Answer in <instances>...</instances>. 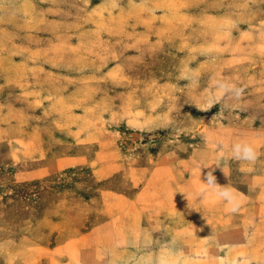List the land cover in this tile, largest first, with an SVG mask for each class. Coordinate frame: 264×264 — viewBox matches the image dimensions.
I'll return each mask as SVG.
<instances>
[{
  "label": "rangeland",
  "instance_id": "rangeland-1",
  "mask_svg": "<svg viewBox=\"0 0 264 264\" xmlns=\"http://www.w3.org/2000/svg\"><path fill=\"white\" fill-rule=\"evenodd\" d=\"M202 150L227 154L225 187L264 186V0H0V264L193 261L186 245L216 244L250 201L204 236L111 233L139 228L127 198L166 214L169 165L180 182Z\"/></svg>",
  "mask_w": 264,
  "mask_h": 264
},
{
  "label": "crops",
  "instance_id": "crops-1",
  "mask_svg": "<svg viewBox=\"0 0 264 264\" xmlns=\"http://www.w3.org/2000/svg\"><path fill=\"white\" fill-rule=\"evenodd\" d=\"M205 151L206 154L204 158L199 156V153L204 152V150L198 152L194 151L190 153L184 161H181V164L188 165L184 171L192 174H189L180 182H174L176 178V173L174 172L175 166H173V162L169 165L170 167H168L167 170H169L171 174H174V177H171V182L169 185H166V187L170 186V189L166 192V196L156 205L159 211L165 212L166 210V214H161L160 212L155 218L149 219L146 215L148 214V207L146 204L139 203L137 207L135 198H127L126 203L128 204L129 210L132 208L138 210L140 215L138 222L139 228L134 232H130V230L126 232L123 230L121 233L118 231L112 232L111 238L117 240L123 239L128 244H132L133 240H135L139 244L141 240L149 237V233L146 229L148 226L153 229L152 231L156 236L160 229L165 230L170 225L182 229V231L179 232L181 235H187L189 234V229L199 226L200 230L193 233L195 235L204 236L208 233V228L212 227V222L216 220L217 223L222 226H226L227 223H232V219H223V214L236 213L240 210L244 211V209H242L243 206L250 201L251 208L253 207L254 209L252 213L254 214L250 213L249 216L245 217L247 219L242 220L241 224L233 225V227L220 228L214 237L216 241L214 245H186L187 250H185L184 253L195 255V257L193 261L182 262L181 264H246L245 256H247V254L252 256L253 253L255 256H258V259L264 257V247H257L255 250L250 249V247L252 248V241H256L257 243L261 242L260 244L264 243V215L260 214L264 211V197L259 195L260 191L264 192V186L259 187L258 185L255 186L252 184L250 188L256 191V195H250L249 197H246L247 195L245 194L247 193L241 189L225 187L217 174L218 172L215 170V166H219L220 159L222 157H227V154L219 150ZM247 153L253 155L251 151ZM239 155H241V153H239ZM168 157H171L170 159L172 161L175 159L176 163H180L178 156H175L176 158L171 155ZM238 157L236 156L235 159H238ZM167 165L168 164H164L161 160H157L156 171H162L165 167L167 168ZM196 166L203 167V169H198V172H194V167ZM208 166H211V168ZM251 176L258 177L257 175ZM175 186H177L179 190H176ZM199 192L206 193L212 197H203L202 202H192L191 199L193 200L196 195H199ZM167 206L168 209L164 208ZM181 207L188 209L183 217L177 214L178 208ZM214 207H216V209H214ZM189 210H191L192 213H188ZM215 211L218 212L216 213L218 216L213 214ZM120 217L121 216L111 218L110 221H118L121 219ZM243 221L252 223V225L248 227V225H245L246 223L243 224ZM185 228L187 229L183 230ZM189 237L190 236H186V238ZM90 250L97 251L93 247ZM214 256H217V259H215ZM250 261L253 263L252 258ZM162 263L163 261L159 262L158 260L151 264Z\"/></svg>",
  "mask_w": 264,
  "mask_h": 264
}]
</instances>
